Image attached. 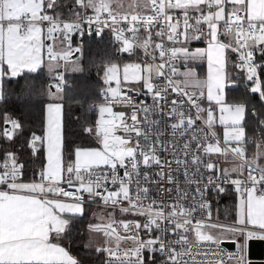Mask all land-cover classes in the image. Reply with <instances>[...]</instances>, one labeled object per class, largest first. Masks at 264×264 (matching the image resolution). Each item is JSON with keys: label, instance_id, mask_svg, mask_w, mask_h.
Instances as JSON below:
<instances>
[{"label": "snow or ice", "instance_id": "obj_1", "mask_svg": "<svg viewBox=\"0 0 264 264\" xmlns=\"http://www.w3.org/2000/svg\"><path fill=\"white\" fill-rule=\"evenodd\" d=\"M118 2L0 0V103L8 75L45 67L58 80L46 100L31 86L17 97L39 106L40 134L21 117L0 116V264H85L66 242L76 243L74 221L96 217L97 203L107 219L87 225L84 245L102 237L96 264H244L219 245L226 234L240 237L242 253L249 240H264V0H147L143 12H117ZM105 29L116 41L110 56L129 62L107 59L101 103H92L87 81L68 98L85 112L73 133L59 62L82 51L70 48L73 33L103 40ZM230 54L258 103L229 100L238 78ZM202 61L205 79L196 71ZM228 193L232 222L213 221L214 199Z\"/></svg>", "mask_w": 264, "mask_h": 264}, {"label": "trees", "instance_id": "obj_2", "mask_svg": "<svg viewBox=\"0 0 264 264\" xmlns=\"http://www.w3.org/2000/svg\"><path fill=\"white\" fill-rule=\"evenodd\" d=\"M68 5H73L74 0H66ZM64 15L66 17H71L72 11L65 9ZM73 47H80L82 49L81 53L75 58H80V68L82 72H68L65 65V76L67 81V87H65L64 92L66 93L67 103L65 105V117L66 122L70 126V130L73 133H79L81 123L84 121L85 112L82 106L74 103L69 97L76 94V89L79 85L84 82H88L93 89L92 92V103L100 101L96 96V92L102 87L101 78L103 72L101 69L107 62V59L111 57L110 54L114 51L115 45L109 36H104L103 40H96L90 37H83L81 39H76L73 41ZM234 54H230V66L233 61ZM73 59V58H71ZM128 57L121 56L117 63H127ZM234 68L230 67V73L233 74ZM57 74L54 72H49L47 68L42 67L37 73H23L16 79L4 78L3 80V91L6 97L5 103H0V116H3L5 112L11 113L14 116L21 117L27 122L28 129L30 131H35L40 134L41 122H40V108L37 106L35 100H30L29 97H23L21 102L17 101V97H21L25 88L31 86L34 89H38L45 93L43 99H47V92L49 85H55L57 82ZM236 81V80H235ZM227 96L229 100H242L248 99L251 103H258L255 94H251L248 90L244 89L240 85L235 88L227 89ZM96 113L88 112V120H94ZM3 125L0 124V127ZM76 140L78 144L87 143L91 146L95 143L91 138H81L78 135H73L70 137ZM252 149V147H251ZM30 168H39L38 163H33L29 166ZM236 203L235 194H221L216 197L213 201V217L221 219L222 221L232 222L231 216L233 213V208ZM218 210V212H217ZM89 224V217L81 218L78 221H74V227L72 229L73 238L76 243L73 244L72 240L66 242V246L70 247L73 254L78 258L83 259L85 264H96L99 257V253L95 250H89L84 247L86 238V227Z\"/></svg>", "mask_w": 264, "mask_h": 264}, {"label": "built area", "instance_id": "obj_3", "mask_svg": "<svg viewBox=\"0 0 264 264\" xmlns=\"http://www.w3.org/2000/svg\"><path fill=\"white\" fill-rule=\"evenodd\" d=\"M177 14H179V13H177ZM67 18H68V19H75V16L67 17ZM92 27H93V29H94L96 26L93 25ZM116 27L118 28L119 25H117ZM104 36H109V37L112 39L114 45L116 46V41H115L114 35H113V33H112L110 30L105 29V31H104ZM83 37L94 38V37H95V32L93 31L91 34H88V32L85 31V34H84L83 36L79 35L78 33H73V34L71 35V37H70V48H71L72 50H74L75 48L73 47V41L76 40V39L79 40V39H81V38H83ZM95 39H96V40H100V38H98V37H96ZM47 42H48V41H47ZM55 47H56L57 49H61L62 51H64V50H68L69 45H68L67 43H65V45L62 46L61 43H60V41L57 40V41L55 42ZM74 55H75V52L73 51V53H72V55L69 57V59L73 58ZM257 58H259V57L257 56ZM235 59H236V57H235V54H234L233 60H235ZM59 63H60V65H61L59 72H60V75L63 76V81H62V83H64L65 85H67L66 76H65V61H60ZM233 74L236 75V76L238 77V78L236 79V81H235V82H236V85H240V86L243 87L244 89L248 90V87L250 86V82L244 80V78H243V74L239 73V70H238V69H234ZM57 83H58V81L56 82V84H57ZM113 86H115V84H113ZM121 87H122V88H128V87H131V86H129V85H121ZM139 99H143V97H141V98H139ZM101 102H102V101H97V102H95V104H99V103H101ZM115 110H116V111H121V110H124V109H123L122 107H120V106H117ZM96 118H97V114H96V116H95V119H96ZM251 147H252V149H251ZM249 149H250V152H251L252 150H254V146H253V145H249ZM165 195L167 196V193H165ZM91 206H94V207H100V206L98 205V203H97V204H93V205H91ZM100 208H101V207H100ZM216 220H218V219H215V218L213 217V221H216ZM219 222H220V221H219ZM191 239H192L193 243H195V238H194V236L191 237ZM222 241H223V239L221 240V243H220L219 247H220L221 249H223V251H224L225 253L230 254L232 257H236L237 255H243V254L240 252V250L237 248V246H236L235 249H230V248H228L227 246H225V245L222 243ZM198 259H201V257H198ZM233 260H235V259H233Z\"/></svg>", "mask_w": 264, "mask_h": 264}, {"label": "rangeland", "instance_id": "obj_4", "mask_svg": "<svg viewBox=\"0 0 264 264\" xmlns=\"http://www.w3.org/2000/svg\"><path fill=\"white\" fill-rule=\"evenodd\" d=\"M142 0H119V2L117 3V4H114L113 5V7H114V9H115V11H117V12H129V11H138V8H132V9H129V5L130 4H134V3H140ZM120 3H122L123 5H124V7L123 8H121L120 7ZM76 11H79V9H76ZM141 12V11H140ZM72 15L73 16H75L74 15V13L72 12ZM128 62H129V60H127ZM67 64V66H66V70L68 71V72H74L72 69H73V67L74 66H78L79 68L81 67L80 66V58H73V59H68V61L67 62H65V65ZM120 64H123V63H120ZM65 70V71H66ZM78 72V71H77ZM121 85H127V84H125V83H121ZM129 86H131V85H129ZM91 140L93 141V143H95V144H93V145H91V147H97V146H99L96 142H95V140L93 139V138H91ZM227 166H231V163H229ZM227 166H221V167H227ZM106 209H103V208H100V207H93L92 208V212H94V213H97V216L96 217H89L90 219H91V221H90V223H93V222H100V217H104V219H105V221H106V215H105V213H106ZM222 217H221V215H220V219H221ZM215 219H217V217L215 218ZM220 219H218L221 223H231V222H227V221H222V220H220ZM95 236H93V238H92V244H91V246H89V247H87V249H92V248H96L98 245H99V243H100V240H99V238L97 239V238H94ZM224 238H234V239H236L237 241H238V244H237V248L240 250V244L242 243V239L240 238V237H234V236H231V234H226L225 235V237ZM88 240H89V234L88 233H86V238H85V245L86 244H88ZM86 248V247H85ZM242 254H243V252H242ZM244 255V254H243Z\"/></svg>", "mask_w": 264, "mask_h": 264}, {"label": "water", "instance_id": "obj_5", "mask_svg": "<svg viewBox=\"0 0 264 264\" xmlns=\"http://www.w3.org/2000/svg\"><path fill=\"white\" fill-rule=\"evenodd\" d=\"M79 53H75L74 58ZM222 243L230 249H235L238 241L234 239L223 240ZM247 264H264V240L252 239L246 244L245 254L243 255Z\"/></svg>", "mask_w": 264, "mask_h": 264}, {"label": "crops", "instance_id": "obj_6", "mask_svg": "<svg viewBox=\"0 0 264 264\" xmlns=\"http://www.w3.org/2000/svg\"><path fill=\"white\" fill-rule=\"evenodd\" d=\"M146 2H147V0H142L140 3H139V5H140V7L138 8V11H141V12H143V11H145V9H144V5L146 4ZM72 17V16H71ZM45 43H48L47 41H45ZM206 46V42H204V43H201V42H196L194 45H193V47H205ZM43 55H44V59H45V62H47V60H48V57H47V52H46V49L44 50V53H43ZM74 58V57H73ZM229 65H230V63H229ZM231 67V66H230ZM230 67H229V72H230ZM196 71H197V73L199 74V78L200 79H205L206 78V75H207V63H206V61H202V62H199L198 63V65L196 66ZM25 73V72H24ZM23 74V73H22ZM5 78H9V79H16L17 77H15V78H13V77H11L10 75H8V76H6ZM236 83V82H235ZM227 91V90H226ZM219 131H221L222 132V129H219ZM220 159H222V161H223V158H220ZM229 163H231V162H222V164H221V166H227ZM227 167H230V166H227ZM94 206H91L90 207V211L92 212V208H93ZM90 221H91V219L89 218V223H90ZM94 238H99V240H100V242H102V237L101 236H95ZM230 238H223V240H229ZM231 239H234V238H231ZM230 239V240H231ZM242 239V238H241ZM234 240H236V239H234ZM237 241V240H236ZM238 244V243H237ZM89 250H95L94 248H92V249H89ZM243 254H245V250L243 251ZM244 257V256H243ZM231 264H236V261L235 260H232L231 261ZM244 264H247L246 263V259H245V257H244Z\"/></svg>", "mask_w": 264, "mask_h": 264}]
</instances>
